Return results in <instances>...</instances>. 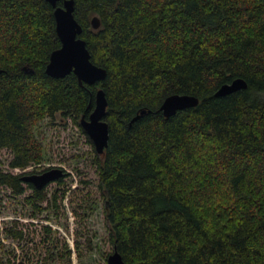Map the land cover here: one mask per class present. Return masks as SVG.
I'll return each instance as SVG.
<instances>
[{
	"label": "trees",
	"instance_id": "16d2710c",
	"mask_svg": "<svg viewBox=\"0 0 264 264\" xmlns=\"http://www.w3.org/2000/svg\"><path fill=\"white\" fill-rule=\"evenodd\" d=\"M54 9L0 0V149L12 154L9 167L42 164L39 123L59 115L80 125L102 88L109 140L93 164L110 243L125 263L264 264V0H75L81 37L108 73L93 86L46 74L61 47ZM239 78L246 90L216 96ZM175 94L200 103L166 118L160 107ZM24 175L0 169V185L15 196L30 189L27 204L41 214L45 188L25 187ZM7 234L24 237L15 227Z\"/></svg>",
	"mask_w": 264,
	"mask_h": 264
},
{
	"label": "rangeland",
	"instance_id": "374dc122",
	"mask_svg": "<svg viewBox=\"0 0 264 264\" xmlns=\"http://www.w3.org/2000/svg\"><path fill=\"white\" fill-rule=\"evenodd\" d=\"M36 134L44 146L42 164L11 169L12 154L0 149V169L27 175L61 168L67 175L63 183L54 182L45 188L47 201L38 215L26 201L30 189L15 196L0 185V257L11 262L8 264H43L46 259L48 264H108L114 246L107 228L106 201L93 164L96 150L92 140L73 119L59 115L40 122ZM54 195L58 196V208L53 204ZM13 227L23 232V239L9 237L7 230Z\"/></svg>",
	"mask_w": 264,
	"mask_h": 264
},
{
	"label": "water",
	"instance_id": "95a60500",
	"mask_svg": "<svg viewBox=\"0 0 264 264\" xmlns=\"http://www.w3.org/2000/svg\"><path fill=\"white\" fill-rule=\"evenodd\" d=\"M55 8L56 31L61 42V47L55 50L50 57L46 68V74L54 79L65 78L73 73L81 86H93L106 80L107 70L96 65L92 59L87 42L81 37L83 26L76 18L75 0H47ZM62 2L60 5L59 3ZM92 27L97 29L101 25L98 15L91 20ZM2 71L0 70V74ZM248 84L244 79H236L229 84L221 86L216 92L217 97H224L240 90H246ZM200 100L192 95L175 94L167 97L160 107L164 117L170 118L177 112L195 108ZM108 99L104 89L97 90L95 95V107L88 118L82 116L80 125L84 132L92 140L98 154H103L108 146L109 123L105 120L108 109ZM147 113L141 111L132 121H137ZM65 176L61 168H51L42 173H30L21 177L24 183L32 184L36 189H44ZM108 264H126L121 254L114 248V252L108 258Z\"/></svg>",
	"mask_w": 264,
	"mask_h": 264
},
{
	"label": "flooded vegetation",
	"instance_id": "af4514ba",
	"mask_svg": "<svg viewBox=\"0 0 264 264\" xmlns=\"http://www.w3.org/2000/svg\"><path fill=\"white\" fill-rule=\"evenodd\" d=\"M45 171H46V170H45ZM43 172H44V171H43ZM41 173H42V172H41ZM66 175H67V174L65 173V176H66ZM65 176H64V177H65ZM25 184H27V185H28L29 183H25ZM31 185H32V184H31Z\"/></svg>",
	"mask_w": 264,
	"mask_h": 264
}]
</instances>
